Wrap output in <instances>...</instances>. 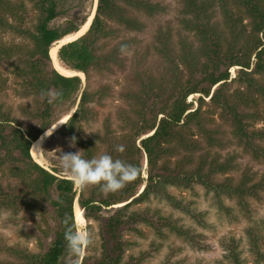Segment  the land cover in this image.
I'll list each match as a JSON object with an SVG mask.
<instances>
[{"label":"trees","instance_id":"obj_1","mask_svg":"<svg viewBox=\"0 0 264 264\" xmlns=\"http://www.w3.org/2000/svg\"><path fill=\"white\" fill-rule=\"evenodd\" d=\"M218 1L223 24L213 21L212 7ZM93 2L0 0V30L14 32L25 42L23 48L0 43V65L5 60L18 61L9 63L12 73L20 80L17 94L33 97L32 108L26 112L31 120L40 124L25 130L13 126L10 114L0 105V178L16 181L15 185H0V209L15 215L23 211L39 214L41 220L35 222V232L26 236L32 238L40 233L38 243L41 249H46L39 254L23 253L24 264H69L66 262L69 257L78 264H144L151 260V252L158 250L156 245L152 243L146 254L136 257L129 251L139 244H131L123 235L126 231L140 233L139 224L159 235L171 231L191 243L201 244L194 227L184 221L180 223L188 216L196 225L205 226V216L193 209V201H188L184 193L196 194L197 187L201 186L207 194L214 195L221 211L230 213L232 208L228 209L225 199L236 198L246 207L250 197L257 198L259 191L264 190V176L260 181L250 171L242 172L239 178L225 176L238 171L236 157L228 155L221 160L219 153L217 156L209 151L225 144L221 137L223 127L212 116L217 114L223 125L229 124L233 142L236 140L244 151L264 161V127H254L264 122V0H183V29L194 33L200 43L198 47L183 43L181 63L188 71L187 76L185 78L178 69V64L167 79L159 81L152 74L144 76L138 91L132 90L128 96L136 117H125L121 129L126 133L119 136L107 124L103 125L104 129L98 125L99 109L105 106L109 89L95 88L88 81L93 70L111 71L113 67H121L122 51L135 41L121 42L102 53H98L96 47L100 41L118 37L117 26L113 27L110 22L141 33L145 25L132 14L142 12L154 16L162 12L163 7L149 0H98L87 32L58 50V58L67 69L86 76L85 86L81 77L63 75L54 67L50 50L55 43L79 32L87 24ZM29 11L34 13L33 24L24 27L20 12ZM17 21L21 22L19 26H16ZM169 38L163 30L156 35L162 47H167ZM233 67H239L235 79L231 78ZM229 80L239 81L245 90L237 92L233 100L224 88ZM48 89L62 93L51 104L46 96H41V92ZM197 94L201 96L194 108V102H188V98ZM207 104L211 110L203 109ZM69 114L58 133L71 143L75 137L77 151L84 150L83 155L91 158L106 147V153L114 158L141 168L142 156H145L147 177L141 173L121 191L105 195L98 186L77 189L72 176L60 166L48 169L37 163L31 155L32 144ZM192 126L198 129L201 139L190 133ZM142 135L147 136L141 138ZM130 139L133 147L124 156L116 151L120 142ZM223 175L222 180L217 179ZM171 189L178 192L171 193ZM151 195L163 196L172 208L170 215L163 216L161 209L153 212L150 208L142 209L144 204L151 203ZM76 200L89 223L87 231L91 237V243L78 253L70 250L65 239L69 229L78 231ZM175 212L182 214V218H175ZM107 213L113 214L105 217ZM254 224L247 231L250 252L256 264H264V249L260 245L264 218ZM94 228L99 231L98 241L92 239ZM98 242L94 251H87L82 257L84 249ZM226 247L225 260L230 261L229 264H246L237 241H230ZM20 256L22 258V254Z\"/></svg>","mask_w":264,"mask_h":264},{"label":"rangeland","instance_id":"obj_2","mask_svg":"<svg viewBox=\"0 0 264 264\" xmlns=\"http://www.w3.org/2000/svg\"><path fill=\"white\" fill-rule=\"evenodd\" d=\"M153 3H158L163 7V11L155 14L154 16H148L142 12L134 13L138 20L144 25V31L141 33L130 31L124 26L110 22L113 27L117 26L118 37L109 41H100L96 51L102 53L106 50H110L114 45L123 43L128 40L135 41L126 50H123L121 57L123 59L121 67H113L111 71L93 70L90 72L89 81L93 87H107L109 89V97L104 101L105 106L99 109V123L98 125L103 128L104 124H107L111 131L115 130L116 135L126 133L121 129L124 124L125 117L133 116V109L130 107L129 94L132 90L138 91L144 76L154 75L160 79H167L171 70L178 64V69L182 70L183 75L187 76L188 71L185 70V66L181 63V55L183 43H193L195 47L199 46L197 38L194 33H187L183 29V0H149ZM95 0L93 5L89 8L90 12L94 11ZM213 21L223 24V14L220 8L219 1L214 8L212 7ZM20 16L24 19L23 26L31 27L33 24L34 13L29 11L27 13L20 12ZM12 20H10V23ZM20 21L16 22V26L20 25ZM159 30L166 31L170 37L167 47H162L156 40V35ZM77 38V37H76ZM0 43L11 47L18 45L22 47L25 42L16 33L11 31L0 30ZM61 46L62 44H57ZM23 48V47H22ZM175 60V63L172 61ZM142 61V62H141ZM18 63L17 60H5L0 65V105L3 110L10 114L12 125L26 129L29 126L37 128L40 126L38 121L31 120L27 115V110H31L33 105V97H25L17 94V89H20V80L12 73L13 67L11 64ZM64 66V64H62ZM65 67V66H64ZM67 68V67H66ZM231 78L235 79L239 73V67H233L230 69ZM81 77V76H79ZM82 81L85 86L87 84L86 76L82 73ZM225 86L227 94L233 100V97L237 98V92L244 90L243 84L239 81L231 82ZM143 84V82H142ZM245 91V90H244ZM200 94L192 95L188 98V102H194V108L197 107L196 102L200 98ZM207 102L208 98L206 99ZM203 109H210L211 106L205 105ZM216 123H219L223 127L224 139L222 146H215L211 151V154L219 153L221 160L228 155H234L236 157L235 163L238 166L237 172L228 173L225 176L231 175L233 178H239L242 172L250 171L255 174L256 180H262L264 176V161L255 159L252 153L244 151L243 147L237 145L236 140L233 142V137L230 134V126L228 123L222 124V119L218 115H212ZM70 117V114L64 116V118ZM63 118V119H64ZM190 133L196 135L195 138L201 139L198 129L192 126ZM255 129L264 127V122H259L254 125ZM57 128V129H56ZM52 129L42 142V166L51 169L52 166H59V158L62 152H76V147H72L71 141L63 137L58 133L61 127ZM104 132V131H103ZM132 136V135H131ZM147 136V135H146ZM140 136L141 138L146 137ZM232 140V141H231ZM260 144V142H258ZM125 147V151L120 153L125 155L131 147H133V140L129 142H120ZM137 145H140V139L137 140ZM205 146V144L203 145ZM207 150V149H206ZM106 147H102L97 155L105 153ZM217 155V154H216ZM218 156V155H217ZM179 157H176V159ZM175 160V158H173ZM142 176L147 177V159L142 156ZM69 173H67L68 175ZM224 175L217 178L223 179ZM7 183L12 185L16 184V181L6 180L0 178V185L4 187ZM77 189H79L76 186ZM140 191L143 189L141 186ZM171 193H177L175 189L170 190ZM188 195V201H193V209L197 213H201L204 217L205 226L196 225L193 220L185 216L182 218V214L179 212L174 213V217L182 218L181 224L191 225L194 227L195 234L199 235L201 244H195L189 242L186 238L179 237L171 231H164L159 235L156 231H151L148 226L139 224L137 229L140 233L126 231L123 233L124 239L131 241L132 243H138L139 246H134L129 252L133 253L136 257L141 254H146V251L151 248L153 243L158 248L155 252H151L152 258L150 261L144 264H229L230 261L225 260L226 245L237 241L240 244L238 251L246 264H256L255 256L250 252V244L248 237V228L252 227L255 221L264 218V190L259 191V196L250 197L248 199L249 206L243 207L236 198L225 199V204L229 208H232L231 214L226 210L221 211L217 202L214 201V195L207 194L203 187L198 186L196 194ZM151 203L144 204L142 209L147 208L153 212L156 209H161L163 216H168L172 212L171 206L163 198V196L151 195ZM262 197V198H261ZM261 198V199H259ZM244 202V201H243ZM78 206V204H76ZM76 209L82 210L79 206ZM83 214V211H81ZM113 213H107L104 216L110 217ZM232 215V216H231ZM41 220L40 215L30 211H23L20 214H12L9 210L0 209V264H24L23 253L39 254L46 249H41L39 245L40 233L34 234L32 238H28L26 234L34 233L35 222ZM184 221V222H183ZM77 222L78 232L88 235L87 226L88 222L85 220L82 225ZM84 224V225H83ZM98 229L94 228V234L92 239L98 241ZM37 233V231H36ZM142 234H144L142 236ZM262 240L260 245L264 249V229L260 231ZM42 236V234H41ZM28 238V239H27ZM49 242L50 238H46ZM99 245V242L83 251L82 257L90 253V250L94 251L95 247ZM235 245V244H234ZM22 254V258L21 255ZM228 261V262H227ZM66 262L69 264H78V261L69 257ZM81 262V260L79 261Z\"/></svg>","mask_w":264,"mask_h":264},{"label":"clouds","instance_id":"obj_3","mask_svg":"<svg viewBox=\"0 0 264 264\" xmlns=\"http://www.w3.org/2000/svg\"><path fill=\"white\" fill-rule=\"evenodd\" d=\"M61 95L60 91L51 89L41 92V96H46L50 104L58 100ZM75 144L76 138L73 137L71 146L75 147ZM116 151L123 153L125 151L124 145H117ZM83 153L84 150L76 152L61 151L58 156L59 166L72 176L74 184L79 188L98 186L105 195L116 193L136 181L142 173L141 167L123 159L114 158L109 153H101L91 158H86ZM65 239L70 250L77 253L82 251L84 246L91 243L89 235L71 229L66 231Z\"/></svg>","mask_w":264,"mask_h":264},{"label":"bare ground","instance_id":"obj_4","mask_svg":"<svg viewBox=\"0 0 264 264\" xmlns=\"http://www.w3.org/2000/svg\"><path fill=\"white\" fill-rule=\"evenodd\" d=\"M92 19H93V16L90 18V20L87 22V24L81 28V30L79 32L72 34V35H68L63 40L58 41L57 43H55L52 46V48L50 50V54H51V57L53 60V64H54V67L61 74L66 75V76H81L82 77L81 72L69 70L62 65V63L60 62V60L58 58V50H59L60 46H58L57 44L63 45L66 42L75 40V39L81 37L82 35H84L87 32L88 28L90 27ZM63 118L60 121H58L54 126H52L50 129H48L44 134H42L41 137H39V139L32 144L31 150H30L31 155L37 163L42 164V163H40L41 162V156H42V153H41L42 152V142H43V139L45 138V135H47V133H49L52 129H54L56 127H61L68 120V117H66L64 119ZM78 206H76V207H78ZM75 211H76V220L78 221V223H80V225H82V223L85 222V217L83 216V214L81 212L82 210L76 209Z\"/></svg>","mask_w":264,"mask_h":264},{"label":"water","instance_id":"obj_5","mask_svg":"<svg viewBox=\"0 0 264 264\" xmlns=\"http://www.w3.org/2000/svg\"><path fill=\"white\" fill-rule=\"evenodd\" d=\"M97 6H98V0H95L94 11H93V13H92L93 18H94L95 14H96ZM92 16H91V17H92ZM69 42H70V41H69ZM66 43H67V42H66ZM61 46H62V45H61ZM61 46H60V47H61ZM60 47H59V49H60ZM70 116H71V115H70ZM40 137H41V136H40ZM38 139H39V138H38ZM38 139H37V140H38ZM37 140H36V141H37ZM76 204H78L77 200H76L75 205H76Z\"/></svg>","mask_w":264,"mask_h":264}]
</instances>
